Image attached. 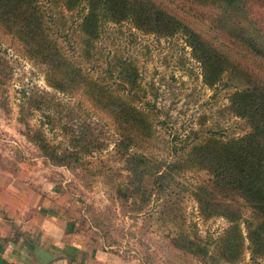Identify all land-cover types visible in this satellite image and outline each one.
Masks as SVG:
<instances>
[{
    "label": "rangeland",
    "instance_id": "1",
    "mask_svg": "<svg viewBox=\"0 0 264 264\" xmlns=\"http://www.w3.org/2000/svg\"><path fill=\"white\" fill-rule=\"evenodd\" d=\"M168 1L191 14L196 24L207 25V9L190 0ZM38 6L45 29L62 54L83 75L131 104L148 121L149 130L142 133L140 146L131 151L155 162H167L191 144L238 137L248 131L246 123L227 109L234 84L223 74L213 86L204 85L199 64L191 57L181 33L158 37L135 29L129 21H104L86 58L81 52L79 29L85 5L67 9L58 0H38ZM257 12L264 21V9ZM0 58L6 66L0 83V166L10 170L21 187L48 188L75 200L79 204L77 230L112 248L124 264H205L169 243L175 227L160 220L156 196L152 194L142 211L135 212L140 203L137 197L123 201L115 195L117 187H129L124 164L114 154L119 135L111 117L87 96L83 85L62 93L47 86L43 65L28 57L12 33L1 30ZM117 62L136 68L137 93L127 94L117 86ZM108 69L111 75L106 73ZM33 92L38 99L51 98L53 103L27 109L20 121L19 107H24L25 96ZM63 123L76 130L86 124L102 147L81 152L78 163L70 167L49 163L30 136L38 131L58 150L67 148L60 129ZM207 177L205 170L192 167L175 175L184 188L179 201L182 227L186 233L194 232L201 242L220 236L229 224L220 216L201 217L189 193L191 186ZM239 226L243 233V224ZM235 264H249L246 249ZM259 264H264V257Z\"/></svg>",
    "mask_w": 264,
    "mask_h": 264
},
{
    "label": "trees",
    "instance_id": "2",
    "mask_svg": "<svg viewBox=\"0 0 264 264\" xmlns=\"http://www.w3.org/2000/svg\"><path fill=\"white\" fill-rule=\"evenodd\" d=\"M58 1L67 9L85 5L79 29L81 52L86 58L102 22L129 21L135 29L158 37L181 33L191 57L199 64L204 85L213 86L223 74L234 84L227 109L246 123V133L224 140L209 138L204 143L191 144L167 162H155L130 150L140 146L142 133L149 130L144 115L83 75L62 54L45 29L38 0H0V30L12 33L28 57L43 65L46 85L61 93L83 85L87 96L111 117L119 135L114 154L124 164L129 186L117 187L115 195L123 201L137 197L140 203L135 212L142 211L152 194L156 196L160 200V220L175 227L169 243L205 264L238 263L245 249L249 264H259L264 257V21L257 9H264V0H190L210 12L205 26L196 24L191 14L168 0ZM117 64V86L127 94L137 93L136 68L125 62ZM5 67L0 58V83L6 75ZM25 103L26 109L20 106L18 110L20 121L27 109L45 107L53 100H40L33 92L25 96ZM83 127L88 128L83 124L76 130L63 123L60 129L67 148L60 150L48 144L38 131L30 137L49 163L70 167L78 163L81 152L102 147L92 130ZM190 167L208 174L189 190L200 216H220L229 223L220 236L202 242L194 232L186 233L182 227L179 201L184 188L175 175Z\"/></svg>",
    "mask_w": 264,
    "mask_h": 264
},
{
    "label": "crops",
    "instance_id": "3",
    "mask_svg": "<svg viewBox=\"0 0 264 264\" xmlns=\"http://www.w3.org/2000/svg\"><path fill=\"white\" fill-rule=\"evenodd\" d=\"M33 189L0 166V264H124L112 248L77 230L75 200Z\"/></svg>",
    "mask_w": 264,
    "mask_h": 264
}]
</instances>
